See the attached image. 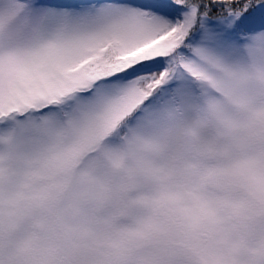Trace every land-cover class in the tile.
<instances>
[{
	"label": "snow or ice",
	"instance_id": "snow-or-ice-1",
	"mask_svg": "<svg viewBox=\"0 0 264 264\" xmlns=\"http://www.w3.org/2000/svg\"><path fill=\"white\" fill-rule=\"evenodd\" d=\"M0 264H264V0H0Z\"/></svg>",
	"mask_w": 264,
	"mask_h": 264
}]
</instances>
